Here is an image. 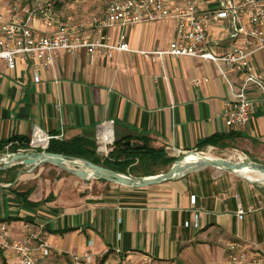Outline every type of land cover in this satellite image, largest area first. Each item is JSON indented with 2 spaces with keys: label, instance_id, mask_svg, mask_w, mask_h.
Instances as JSON below:
<instances>
[{
  "label": "crops",
  "instance_id": "obj_1",
  "mask_svg": "<svg viewBox=\"0 0 264 264\" xmlns=\"http://www.w3.org/2000/svg\"><path fill=\"white\" fill-rule=\"evenodd\" d=\"M33 2L1 7L0 15L5 21L25 19ZM51 2L58 20L83 25L88 38L90 19L102 16L106 4ZM214 3L208 0L204 7ZM29 25L45 29L37 19ZM227 26L222 21L210 27L208 47L217 56L233 43L248 47ZM120 32L132 52L116 53L112 59L85 51L56 52L45 67L33 58L23 63L17 56L13 70L0 61V141L30 139L34 128L49 136L62 134L64 140H94L96 127L112 121L109 136L114 141L145 137L151 147L178 154L231 148L264 162V98L249 88L256 107L248 125L231 129L225 123L224 113L244 83L242 73L223 62L146 56L168 50L176 38L173 20L113 26L107 34L113 41ZM251 66L264 82V50ZM214 136L225 137L224 145L199 147ZM11 174L15 181L0 180V225L11 239L21 240L31 229L49 244L51 254L39 264H72V255L87 253L93 264H229L225 245L230 242L247 254L244 264H264V188L232 174L193 169L144 189L101 180L84 185L41 182L25 189L23 173L15 169ZM0 264H16L13 252L0 249Z\"/></svg>",
  "mask_w": 264,
  "mask_h": 264
},
{
  "label": "built area",
  "instance_id": "obj_2",
  "mask_svg": "<svg viewBox=\"0 0 264 264\" xmlns=\"http://www.w3.org/2000/svg\"><path fill=\"white\" fill-rule=\"evenodd\" d=\"M214 1L212 7L205 8L208 0H106L104 14L90 19L92 37L88 38L82 33L83 25L57 19L51 0H34L32 7L25 11V19L14 17L5 21L0 15V61L13 70L17 56L23 63L33 58L45 67L52 64L56 52L78 55L85 51L90 56L112 59L116 53L132 52L124 33L120 32L111 41L107 31L113 26L123 28L173 20L176 38L170 42L168 50L145 55L223 62L242 73L244 83L234 92V100L224 113L227 127L242 129L250 122L256 107L247 90L252 88L264 98V82L255 75L251 66L255 55L264 50V0ZM33 19L39 20L45 29L41 31L30 27L29 22ZM222 21L228 22L227 29L233 31L231 36L243 40L248 47L233 43L225 55L213 54L208 47L210 27ZM35 81L38 82L37 76ZM112 123L100 124L95 129L94 142L98 154L108 155L113 149L114 139L109 136ZM36 130L45 138L44 143L38 146L34 145ZM51 140L63 141L64 137L62 134L49 136L34 128L29 139V150L45 151ZM165 152L170 157L180 155L170 148H165ZM242 214L240 211V219ZM225 247L231 264L246 262L247 254L238 251L237 243L230 242ZM0 249L13 252L16 264H39L40 259L51 254V246L42 242L33 230L28 229L21 240H15L10 238L5 225H0ZM93 259L90 253L71 256L72 264H93Z\"/></svg>",
  "mask_w": 264,
  "mask_h": 264
},
{
  "label": "water",
  "instance_id": "obj_3",
  "mask_svg": "<svg viewBox=\"0 0 264 264\" xmlns=\"http://www.w3.org/2000/svg\"><path fill=\"white\" fill-rule=\"evenodd\" d=\"M130 144V143H129ZM6 156L7 162L0 163V171H4L17 164L49 165L59 168L69 174L85 179L101 180L110 184H117L130 189H144L172 181L193 169L213 168L220 172H225L237 176L238 178L251 182L248 178L239 175L244 171H249L259 175L258 180L264 183V164L251 161L234 162L220 158L202 155L196 151L183 152L178 155L172 166L163 173L155 176L135 178L118 173L103 166L93 164L84 159L66 157L61 154H53L46 151L32 152H9L0 153V158ZM252 182V183H258Z\"/></svg>",
  "mask_w": 264,
  "mask_h": 264
},
{
  "label": "trees",
  "instance_id": "obj_4",
  "mask_svg": "<svg viewBox=\"0 0 264 264\" xmlns=\"http://www.w3.org/2000/svg\"><path fill=\"white\" fill-rule=\"evenodd\" d=\"M224 140L225 137L223 136H214L203 140L199 144V147H220L224 145ZM131 141L135 142L131 144ZM28 149L29 139L0 141V153L5 151L18 152L19 150ZM45 151L53 154H61L66 157L84 159L93 164L135 178L155 176L166 172L176 159L175 157H170L165 152V148L155 149L151 147L150 140L145 137L115 140L112 151L104 159H100L95 155L96 145L91 136H77L63 141L51 140ZM15 169L12 167L0 171V177L5 176V178H0V180L15 181L16 175L11 174ZM20 196L22 199H25L27 195L21 194Z\"/></svg>",
  "mask_w": 264,
  "mask_h": 264
},
{
  "label": "rangeland",
  "instance_id": "obj_5",
  "mask_svg": "<svg viewBox=\"0 0 264 264\" xmlns=\"http://www.w3.org/2000/svg\"><path fill=\"white\" fill-rule=\"evenodd\" d=\"M18 1H22V2H26L27 0H0V8L1 7H8L13 5L14 3L17 4ZM67 3H73L76 0H65ZM81 2H84L85 4H87L89 7L90 6H98V4L100 2H102V0H80ZM87 2V3H86ZM14 4V5H15ZM96 145V144H95ZM41 149H37L35 150V152H38ZM21 151V150H20ZM42 151V150H41ZM24 152H32L31 150H24ZM203 153H205V155H211V157H215V158H221L224 160H230V161H234V162H243V161H251L253 162L252 158L246 157L244 155H242L241 152L237 151L235 152V150L233 149H214L211 150L209 148L203 149L202 150ZM240 154V155H239ZM95 155L100 158V159H104L106 158L108 155H101L98 154L97 152L95 153ZM238 155V156H237ZM255 163H264V162H255ZM18 171H21L23 174V178L21 181V188H30V187H37V185L39 183H56L57 181H64L69 185H73V184H79V185H84L87 183H91V182H95V179H85L82 178L78 175H73V174H69L59 168L53 167V166H49V165H32V164H17L14 165ZM28 178V179H25ZM25 184V185H23ZM257 186H260L261 188H264V183H253ZM16 260V258H15ZM228 262L229 264V258H228ZM245 263V262H244ZM242 263V264H244Z\"/></svg>",
  "mask_w": 264,
  "mask_h": 264
},
{
  "label": "bare ground",
  "instance_id": "obj_6",
  "mask_svg": "<svg viewBox=\"0 0 264 264\" xmlns=\"http://www.w3.org/2000/svg\"><path fill=\"white\" fill-rule=\"evenodd\" d=\"M36 132H37V134L34 135V145L38 146V145H41L42 143H44L45 138L41 132H39L38 130ZM206 156L211 157V155H206ZM7 160H8L7 157L3 156L0 158V163L7 162ZM239 175H242V176L248 178L249 180H251V182H258V180L261 178L259 175H256L255 173H251L249 171H244V172L240 173ZM83 178H88V177H83ZM258 183H260V182H258Z\"/></svg>",
  "mask_w": 264,
  "mask_h": 264
}]
</instances>
